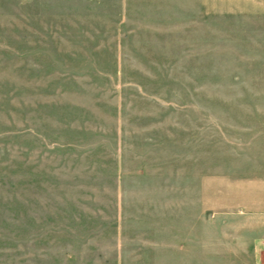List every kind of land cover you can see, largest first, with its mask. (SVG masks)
<instances>
[{"label":"rangeland","instance_id":"1","mask_svg":"<svg viewBox=\"0 0 264 264\" xmlns=\"http://www.w3.org/2000/svg\"><path fill=\"white\" fill-rule=\"evenodd\" d=\"M38 2L0 29V264H168L178 150L251 141L264 47L228 0ZM208 191L204 264H264V218Z\"/></svg>","mask_w":264,"mask_h":264},{"label":"crops","instance_id":"2","mask_svg":"<svg viewBox=\"0 0 264 264\" xmlns=\"http://www.w3.org/2000/svg\"><path fill=\"white\" fill-rule=\"evenodd\" d=\"M228 2L232 11L244 15L228 19V26L243 28L244 38L248 35L264 47V0ZM38 5V0H0V29L12 17L36 19L37 13L30 10ZM256 11L260 17H245ZM1 31L0 40H5L6 34ZM260 72L264 74V69ZM263 99L254 105H264ZM255 122L256 125L251 122L244 128L241 138L249 136L251 141L243 142L242 150H178L177 186L173 194L178 195L176 201L184 209L185 224L179 229V244L173 245V249L170 245L168 264H204L201 224L205 190H210L211 200L221 204L222 209L232 208L233 203V207L243 211L246 208L248 218H264V117ZM157 259L159 263L160 258Z\"/></svg>","mask_w":264,"mask_h":264},{"label":"built area","instance_id":"3","mask_svg":"<svg viewBox=\"0 0 264 264\" xmlns=\"http://www.w3.org/2000/svg\"><path fill=\"white\" fill-rule=\"evenodd\" d=\"M263 222H264V219H263Z\"/></svg>","mask_w":264,"mask_h":264}]
</instances>
